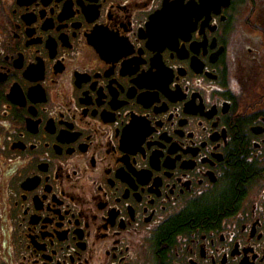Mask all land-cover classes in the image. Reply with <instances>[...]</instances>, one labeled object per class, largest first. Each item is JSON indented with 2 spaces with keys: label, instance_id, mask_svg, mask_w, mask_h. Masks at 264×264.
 <instances>
[{
  "label": "flooded vegetation",
  "instance_id": "flooded-vegetation-1",
  "mask_svg": "<svg viewBox=\"0 0 264 264\" xmlns=\"http://www.w3.org/2000/svg\"><path fill=\"white\" fill-rule=\"evenodd\" d=\"M0 264H264V0H0Z\"/></svg>",
  "mask_w": 264,
  "mask_h": 264
}]
</instances>
